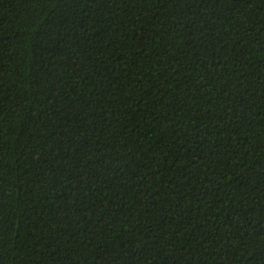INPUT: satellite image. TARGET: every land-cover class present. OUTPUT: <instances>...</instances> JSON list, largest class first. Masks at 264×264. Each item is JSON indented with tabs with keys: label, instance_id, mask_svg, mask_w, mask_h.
<instances>
[{
	"label": "trees",
	"instance_id": "16d2710c",
	"mask_svg": "<svg viewBox=\"0 0 264 264\" xmlns=\"http://www.w3.org/2000/svg\"><path fill=\"white\" fill-rule=\"evenodd\" d=\"M0 264H264V0H0Z\"/></svg>",
	"mask_w": 264,
	"mask_h": 264
}]
</instances>
